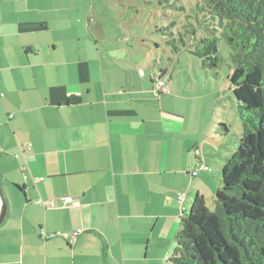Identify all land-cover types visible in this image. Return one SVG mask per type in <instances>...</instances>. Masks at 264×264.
Wrapping results in <instances>:
<instances>
[{
  "label": "crops",
  "instance_id": "1",
  "mask_svg": "<svg viewBox=\"0 0 264 264\" xmlns=\"http://www.w3.org/2000/svg\"><path fill=\"white\" fill-rule=\"evenodd\" d=\"M94 9L0 0V264H170L191 202L220 188V123L167 81L155 96L159 69Z\"/></svg>",
  "mask_w": 264,
  "mask_h": 264
},
{
  "label": "trees",
  "instance_id": "2",
  "mask_svg": "<svg viewBox=\"0 0 264 264\" xmlns=\"http://www.w3.org/2000/svg\"><path fill=\"white\" fill-rule=\"evenodd\" d=\"M204 4L231 49L229 80L242 133L219 169L214 207L196 195L182 218L170 264H264V0ZM217 39L211 32L193 51L207 68L219 67ZM165 69L159 68L161 76ZM79 102L77 96L68 99L70 105Z\"/></svg>",
  "mask_w": 264,
  "mask_h": 264
},
{
  "label": "rangeland",
  "instance_id": "3",
  "mask_svg": "<svg viewBox=\"0 0 264 264\" xmlns=\"http://www.w3.org/2000/svg\"><path fill=\"white\" fill-rule=\"evenodd\" d=\"M94 10L103 34L113 36L116 29L120 33L123 30L128 45L139 48L144 56L151 76L153 70L167 68L163 79L174 89V95L190 96V104L202 120L211 116L214 130L219 123L225 125L219 126L222 137L218 139L230 156L242 133L229 80L231 49L218 20L210 18L204 0H95ZM211 32L218 37L220 62L216 69L205 67L203 59L193 53L200 38ZM220 172L216 173L218 180ZM214 194L206 201L209 209L214 207Z\"/></svg>",
  "mask_w": 264,
  "mask_h": 264
},
{
  "label": "built area",
  "instance_id": "4",
  "mask_svg": "<svg viewBox=\"0 0 264 264\" xmlns=\"http://www.w3.org/2000/svg\"><path fill=\"white\" fill-rule=\"evenodd\" d=\"M153 93L155 96H159L162 92L165 93H170V90L168 86L165 85V80L163 79V76H161L160 71H157L153 74ZM193 174H196L197 171H193ZM182 195V194H181ZM64 203H71L72 205H80L79 201H73L70 197H65L64 198ZM39 234L43 239L47 238H53V237H63V238H69L72 243H74L77 240L78 232L74 231L72 233H66V232H61V231H56V232H48L45 230L44 227H41L39 229Z\"/></svg>",
  "mask_w": 264,
  "mask_h": 264
},
{
  "label": "water",
  "instance_id": "5",
  "mask_svg": "<svg viewBox=\"0 0 264 264\" xmlns=\"http://www.w3.org/2000/svg\"><path fill=\"white\" fill-rule=\"evenodd\" d=\"M5 213H6V200L0 187V223L4 219Z\"/></svg>",
  "mask_w": 264,
  "mask_h": 264
}]
</instances>
